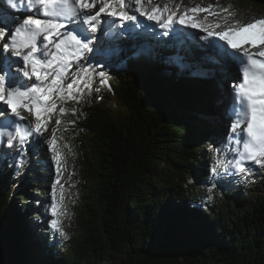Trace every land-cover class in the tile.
I'll list each match as a JSON object with an SVG mask.
<instances>
[{
  "label": "trees",
  "instance_id": "1",
  "mask_svg": "<svg viewBox=\"0 0 264 264\" xmlns=\"http://www.w3.org/2000/svg\"><path fill=\"white\" fill-rule=\"evenodd\" d=\"M137 37L107 39L125 51L123 67L93 60L115 106L69 101L56 115L55 134L78 147L95 194L80 232L69 246L52 235L55 173L47 143L32 138L26 156L0 157V250L22 253L11 264H264V193L240 198L247 186L212 172L233 156V95L219 69L237 68L236 53L220 42L206 55L160 58L150 34Z\"/></svg>",
  "mask_w": 264,
  "mask_h": 264
},
{
  "label": "snow or ice",
  "instance_id": "2",
  "mask_svg": "<svg viewBox=\"0 0 264 264\" xmlns=\"http://www.w3.org/2000/svg\"><path fill=\"white\" fill-rule=\"evenodd\" d=\"M18 2L0 0V6L6 3L9 8L17 9ZM151 2L147 0L148 4ZM173 2L169 0L163 7L156 4L149 8L143 0H27L25 10L32 15L23 18L18 25L11 12L0 11V52L4 54L0 56V137L5 138L7 146L16 148L21 158L26 156L25 144L29 138L39 139L48 131L52 114L58 112L64 116L70 111L58 106V101L61 105L67 101L85 102V91L93 90V71L83 66L73 75L70 65L87 60V54L93 51L103 55L99 48L94 49L90 33L100 30L102 23L108 24L104 17L135 22V13H139L163 29L180 24L207 32L208 37H218L235 50L232 59L239 66L237 71L242 73V79L233 87L228 137L233 156L231 160L218 162L212 172L216 173L218 167L225 172L229 168L238 173L250 172L251 168L246 167L248 164L264 167V17L253 18L247 23L229 21L235 12H230L228 7L216 11L214 5L186 8L177 15L181 6L175 4L172 7ZM202 12L217 17V23H207V17L199 20L197 16ZM221 13L226 15L221 16ZM113 27L115 25L108 24L109 30ZM216 28L221 30L215 31ZM9 52L17 59L6 55ZM96 75L102 85L108 84L104 71ZM95 91L99 92V88ZM22 110L34 116V125L27 123L28 117ZM71 111L76 114L75 109ZM54 123L57 128L53 129L51 137L44 138L52 153L57 177L52 186L51 214L54 219L51 226L64 235L59 217L67 215L61 183L67 161L55 134L62 121L57 118Z\"/></svg>",
  "mask_w": 264,
  "mask_h": 264
},
{
  "label": "rangeland",
  "instance_id": "3",
  "mask_svg": "<svg viewBox=\"0 0 264 264\" xmlns=\"http://www.w3.org/2000/svg\"><path fill=\"white\" fill-rule=\"evenodd\" d=\"M168 2H169V0H152L151 4H148L147 0H143V4L149 8L153 5H156V4H159L161 7H163ZM24 3H25L24 0H19V2L17 4V9H11L8 7V5L6 3H3L2 6H0V11H2L3 9H7L9 12H11L13 14V16H15L17 18L16 24L18 25L20 22H22L23 18H26L29 15H32L31 12L25 10V8H27V7L26 6L23 7ZM175 4H180V6H181L180 12H178L177 15L182 13L184 11V9H186V8H191V7H195V6H202L204 8H209L210 5H214V6H217L215 8L216 11H219V9L222 7H228L230 12H232V11L235 12V16H230L229 21L239 20L242 23H247V22L251 21L253 18L264 17V5L259 4V3H255V2L250 1V0H174L172 7H175ZM130 14H132V13L130 12ZM135 14L137 16V21L142 23L145 26V23L147 22L145 17H141L139 15V13H135ZM223 15H226V14L221 13V16H223ZM203 17H207V23L215 24L218 21L217 17L211 16L207 12L199 13L197 16V18L199 20H201ZM103 19L108 20V24L115 25L114 28H116V30L117 29L120 30L121 33H123L125 26H126V28L133 26V29H135V28L138 29V25H139V23L136 21L135 22H133V21L121 22L119 20L108 19L106 17H104ZM150 22H151L150 24L152 26H154V28H155L154 31L156 32V33L155 32L152 33L151 31H149V34L152 35V38L154 39L153 40L155 42V43H153V45L155 46L154 52H155V55L157 57L162 58L163 55L172 53L173 52L172 50L175 51V49H177V48H180V50H183L185 52L184 54H186V53L190 54V52L196 51V48H192L193 50L188 49L186 44H183V45L179 44L178 46H173L170 49L169 48L166 49L165 47L167 46V44L165 45L164 41L167 40L168 38L157 36V34L160 35L163 28L159 27V25H157L155 22H152V21H150ZM219 22L221 23V25L223 27V21L220 20ZM108 24L102 23L100 25V30H98L95 34L90 33V35L93 38V47H94V49H96V48L100 49V51L103 53V55H100V56L105 57L106 58L105 61H107L108 63H112V64L116 63L117 67H121L125 63L126 54H125V51L114 50L115 47L112 46L113 43L109 42L110 40H107L108 38H110L108 36H110V34H111L110 33L111 29L110 30L107 29ZM140 26H142V25H140ZM179 26L183 27L184 29L188 28V26H185V25H179ZM130 30H132V28ZM192 30L195 32V35L199 36V38L200 37L205 38V41H206V39L207 40L209 39L210 41H212L211 44L207 43L206 46L204 45V43H201L202 45H200V47L202 46L203 49L201 51L194 52V55L195 54L199 55V52H202V53H204V55H206L209 52V49L213 46V44H218L220 42H224V44H225V42H226V41H220L218 39V37H215V36L208 37L206 32L199 31V29H193L192 28ZM220 30H221L220 28L215 29V31H220ZM187 38L190 40L192 38L194 40H196L195 37L194 36L192 37V35H190V34L187 35ZM116 39H118V38H116ZM111 40H113V39H111ZM144 41L146 42V40H144ZM116 43H118V42H116ZM169 43H170V45H174V43H172V41ZM161 51H164V54H162ZM252 51L255 52L256 50L252 49ZM95 54H96V51H93L92 53H88L87 54V60H81L79 62H75L72 65H70V67L73 70V75H75V73L77 71H79V69L83 66L89 67L93 71V74H94L93 75V84H92L93 90L91 92H88L87 90L85 91V93L83 95V100L85 102H83L81 104H83L85 107L98 105V106H106L108 108H112L113 106H115V103H114L113 93L111 92L110 85H109L110 82L108 79V84H106L104 86H102V84L100 83V78L98 75H96V73H98L101 70H99V68H97L96 63L93 62V60L96 59ZM6 55L11 57L12 59H17L15 57H12L11 52L7 53ZM238 67L239 66H237V68H234V69L229 68L230 69L229 72H227L228 71L227 68H225V71H223V72L219 71L220 74L222 75V77L226 78V79L224 78L225 81L220 80V84H221L223 90L225 91L224 93L226 94L224 97H227L230 94L234 95L233 94V87L237 84V82L239 80L242 79V73H239L237 71ZM25 82L28 84L32 83V81H25ZM111 82H113V81H111ZM96 88H99V92L95 91ZM98 97H102V98H98ZM67 102H69V101H67ZM0 104H2V102H0ZM58 106H63V107L67 108V106H64V104L61 105L59 101H58ZM8 114L10 115V110H9ZM22 114L28 117L27 123L29 125H34L35 119H34L33 115H30L29 113L24 112L23 110H22ZM57 114H59V113L56 112L52 115L51 122L48 124V131L44 132V135L42 137H40L39 139L33 138L34 145H36L37 142H41V143L45 142V139H44L45 137H49V138L51 137L52 131H53L54 125H55L54 122H55V119H57L56 118ZM56 136H57V140H58V146H59L62 154L64 155V157L67 161L66 169L62 173L63 179L61 181L63 188H64V195H65L64 207L66 209L67 215L59 217V219L62 222L61 230L63 231L64 235H61L59 232H57L54 229L52 231V235H54L57 238V243L59 245H68L69 246V243L72 240V238L76 234H78L81 230V223H82V220L84 218L83 212H84V209L86 207L87 200L88 199L94 200L95 194H94V191L88 182V180H89L88 176L83 173V171L81 170V167L79 166V162L76 160L77 156H79L78 147L76 145H74L72 143V141L65 142V140L63 138H61L58 135H56ZM31 139L32 138H29V140L25 144V146L30 145ZM25 146H24V148H25ZM2 153L5 154L4 156L6 158L5 157L4 158L9 159V160L14 159L16 157L18 159H20V157H21L20 153H18L16 151V148H9L7 146V143L5 142L4 137H0V157H1ZM47 153L50 154V163L52 164V167H53V170L55 173V176H54V179L52 182V184L54 185L56 182V178H57L56 177V171H55V164L51 159L52 153L48 150V147H47ZM4 158L0 159L1 163H2V160H4ZM231 159H232L231 157L227 158V160H231ZM223 161L224 160H221V162H223ZM246 167L251 168V171L245 172V173H238V172H235L233 169L229 168V170L227 172H225L223 170L222 175H224V178L225 177H235L234 178L235 180L229 179V180H231V183L235 182L237 184H244L245 186H247L249 188V189H245L246 191L243 192V194H241L240 198L250 197L252 200H255L257 195L264 193V167L259 166V165H255V164H248V165H246ZM221 184L222 183H220V185ZM234 189H235V191L239 190V188L236 186L234 187ZM59 194L60 193H59V186H58L57 187V196H59ZM222 195H224V194H222ZM249 202L250 201L247 200V203H243V204L246 205ZM53 219H54V217L52 218V220Z\"/></svg>",
  "mask_w": 264,
  "mask_h": 264
},
{
  "label": "bare ground",
  "instance_id": "4",
  "mask_svg": "<svg viewBox=\"0 0 264 264\" xmlns=\"http://www.w3.org/2000/svg\"><path fill=\"white\" fill-rule=\"evenodd\" d=\"M24 5H23V7H27V0H24ZM202 2V1H201ZM188 4V3H187ZM199 4V3H198ZM24 9V8H23ZM26 9V8H25ZM11 10V9H10ZM205 16V15H204ZM203 18H205V17H203ZM202 18V19H203ZM146 19V18H145ZM201 19V20H202ZM147 20V19H146ZM204 20V19H203ZM126 22H128V21H126ZM131 22V21H130ZM136 22H138L137 20H136ZM20 23H22V22H20ZM139 23V25L138 26H140V25H142L143 27H145L144 28V31H146V32H148V31H151L152 33L153 32H155L154 31V26H152L150 23V21H148L147 20V22L145 23V26L142 24V23H140V22H138ZM180 24H174V26H173V28H171V29H162V31H161V33H160V35L159 34H157V36L158 37H167L168 39L167 40H165L164 42H165V45L167 44V46L165 47L166 49L167 48H172L173 46H178L179 44H181V45H183V44H186V46H187V48L188 49H192V48H196V51H192V52H190V54H194V52H197V51H201L203 48H202V46L200 47V45H202L201 43H204V45L206 46V44L207 43H209V44H211L212 43V41H210L209 39L207 40L206 39V41H205V38H199V36H197V35H195V32L192 30V28L191 27H188L187 29H184L183 27H180L179 26ZM132 28V30H133V26H130V27H127L126 29H124V31L123 32H125L129 37H132L133 36V31L132 30H130ZM107 29H108V27H107ZM157 31V30H156ZM160 31V30H159ZM199 31H201V30H199ZM110 33H112L110 36H108V37H111V38H113V42L114 43H116V42H120V40H119V37H118V34H117V30H116V28H111V32ZM156 33V32H155ZM159 33V32H158ZM207 33V32H206ZM188 34H190V35H192V37L194 36L195 37V39L196 40H194L193 38L190 40V39H188L187 38V35ZM105 35V34H104ZM128 37V38H129ZM151 37H152V35H151ZM203 37V36H202ZM116 38H118V39H116ZM138 37H136V39H137ZM170 40V41H169ZM172 41V43H174V45H170V43L169 42H171ZM147 42V41H146ZM117 44V43H116ZM225 48L227 49V50H229V51H231V50H233V49H231L230 47H228V45L226 44V42H225ZM186 48V47H185ZM173 51V50H172ZM189 51V50H188ZM233 51H235V50H233ZM161 53L162 54H164V51H161ZM161 54V55H162ZM199 54L201 55H204V53H202V52H199ZM167 55V54H166ZM196 55V54H195ZM198 56V55H197ZM209 57V56H208ZM210 58V57H209ZM202 60V59H201ZM191 61V60H190ZM196 62V61H195ZM198 62V61H197ZM211 62V61H210ZM215 62V61H214ZM213 62V63H214ZM202 64V63H201ZM208 65V64H207ZM210 66V65H209ZM227 72H229L230 71V69L229 68H227ZM219 71H225V68L223 69H219ZM220 73V72H219ZM225 78V77H224ZM223 78V79H224ZM226 79V78H225Z\"/></svg>",
  "mask_w": 264,
  "mask_h": 264
},
{
  "label": "water",
  "instance_id": "5",
  "mask_svg": "<svg viewBox=\"0 0 264 264\" xmlns=\"http://www.w3.org/2000/svg\"><path fill=\"white\" fill-rule=\"evenodd\" d=\"M250 1L264 5V0H250ZM124 65H125V63H124ZM123 66H121V67H123ZM121 67H119V68H121ZM158 93L161 96L163 95V93H161V92H158ZM22 257H23L22 253L18 250L16 251V256H13L11 253H9L7 249L0 250V264H11V261L15 262L18 260H22Z\"/></svg>",
  "mask_w": 264,
  "mask_h": 264
}]
</instances>
